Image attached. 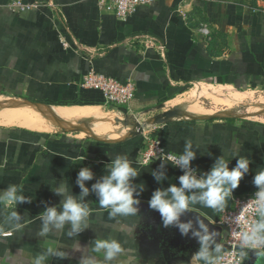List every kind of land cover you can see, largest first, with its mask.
<instances>
[{
  "label": "crops",
  "instance_id": "obj_1",
  "mask_svg": "<svg viewBox=\"0 0 264 264\" xmlns=\"http://www.w3.org/2000/svg\"><path fill=\"white\" fill-rule=\"evenodd\" d=\"M10 1L0 0V190L17 185L32 202L17 205L23 215L19 230L0 212V264H31L48 247H59L66 258L49 257L47 264H79L95 239L113 238L127 257L115 264H194L196 240L165 228L148 205L154 190L178 186L183 173L166 165V179L157 183L151 173L161 161L141 162L140 130H151L174 154L182 153L186 142L198 146L191 162L198 174L220 155L228 160L246 155L250 172L233 197L254 190L253 175L264 168V101L253 104L255 93L264 95V7L157 0L119 20L95 0H50L57 16L49 5L13 11ZM139 35L152 37L164 50L144 49ZM91 68L134 83L131 114L106 107L101 92L80 86ZM117 155H127L140 171L134 183L145 187L138 215L110 218L90 191L89 229L78 237L66 232L39 237L38 214L63 199L51 191L55 182H67L78 196L80 168L92 170L93 180L85 182L91 189ZM235 163L233 158L229 168ZM190 210L218 225L221 211L201 205ZM77 240L84 249L75 250ZM94 255L103 264L102 253ZM244 264H255L251 251Z\"/></svg>",
  "mask_w": 264,
  "mask_h": 264
},
{
  "label": "clouds",
  "instance_id": "obj_2",
  "mask_svg": "<svg viewBox=\"0 0 264 264\" xmlns=\"http://www.w3.org/2000/svg\"><path fill=\"white\" fill-rule=\"evenodd\" d=\"M198 146L186 142L183 152L172 154L165 159L158 158L161 163L159 170L152 171L157 183L166 179L164 168L171 165L179 168L182 175L177 177V184H170L166 189L157 188L148 200L149 207L160 214L162 225L175 227L181 236L195 239L198 248L192 255L194 264H218L222 255V245L215 240V232L209 229L203 221H197L198 227L193 229L191 221H182L181 217L192 207L201 205L215 211H223L227 201L233 198V192L238 188L240 181L250 172L252 161L245 155H236L235 165L230 169L231 160L220 155L207 172H199L191 165L197 158ZM85 158V157H84ZM106 174L92 184L91 189L85 186L91 181L94 174L89 167H81L76 176V185L80 189L79 195L69 191L67 182H55L51 191L58 197H63L59 205L45 206L39 213L41 227L38 236L49 237L51 233L66 232V235L78 237L79 234L90 228L92 210L85 198L90 191L95 194L99 205L109 210L110 218L134 217L139 212V196L144 191V183L135 184L140 171L127 155H117L105 165ZM252 184L255 191L249 198L247 208L252 218L247 216L239 218L244 230L237 233V244L233 251L234 264H244L249 259V252L255 256V264H264V168L254 173ZM32 200L23 194L22 188L10 184L0 190V204L5 206L0 212H7L6 222L14 229L23 227V215L16 209L17 205L31 203ZM76 242L75 250L84 249ZM94 253H102L103 264H115L125 256V249L116 239H95L90 254L81 255L79 264H100ZM49 257L65 259L66 253L57 248L48 247L44 252L36 255L31 264H47ZM133 259H135L133 257Z\"/></svg>",
  "mask_w": 264,
  "mask_h": 264
},
{
  "label": "built area",
  "instance_id": "obj_3",
  "mask_svg": "<svg viewBox=\"0 0 264 264\" xmlns=\"http://www.w3.org/2000/svg\"><path fill=\"white\" fill-rule=\"evenodd\" d=\"M96 5L101 11L111 13L119 20H126L133 11L142 5H150L157 0H95ZM51 6L54 16L59 14V10L54 8L50 0H40L32 2H24L22 0H11L8 6L13 11L22 10H38L44 6ZM201 32L207 33V29L203 26ZM60 43L63 47L69 44L63 35H59ZM136 41L144 48H153L159 52L164 50V46L154 40L152 37L139 35ZM80 86L88 89L97 90L104 97V104L108 108L130 109L131 102L135 98V85L132 81L121 82L117 79L105 74L89 69L80 81ZM151 130L141 131L139 137V151L141 153V162L147 163L153 160L165 159L174 153L165 150L162 140L158 135L150 132ZM179 169V168H178ZM256 189L243 195H236L232 199L231 207L224 209L220 213L218 225L223 230L221 234V242L224 244L222 255L218 264H234L233 251L238 242L237 233L244 230V226L240 224L239 218L247 216L252 218L250 210L247 208L249 198Z\"/></svg>",
  "mask_w": 264,
  "mask_h": 264
},
{
  "label": "water",
  "instance_id": "obj_4",
  "mask_svg": "<svg viewBox=\"0 0 264 264\" xmlns=\"http://www.w3.org/2000/svg\"><path fill=\"white\" fill-rule=\"evenodd\" d=\"M142 131V129L140 130V132ZM155 215L159 216L160 218V214L155 211ZM161 219V218H160ZM182 221H191L192 225H193V229H196L198 227L197 225V221H203V223H205L209 229V232H215V240L217 243H220L222 245V247H224V244L221 242V232L222 229L219 225H214L213 223H210L206 218H204L202 215H200L199 213L189 210L188 212H186L182 217H181ZM171 229H173V231L175 232L177 230V228L175 227H171ZM168 231V230H165ZM178 231V230H177ZM179 232V231H178ZM190 237V234H189Z\"/></svg>",
  "mask_w": 264,
  "mask_h": 264
},
{
  "label": "rangeland",
  "instance_id": "obj_5",
  "mask_svg": "<svg viewBox=\"0 0 264 264\" xmlns=\"http://www.w3.org/2000/svg\"><path fill=\"white\" fill-rule=\"evenodd\" d=\"M228 1L237 2V3L243 4L245 6L251 7V8H262V7H264V0H228ZM202 101L204 102L203 104H209L206 100H202ZM253 101H254L253 104H255V103L256 104H260L261 101H264V95L260 94V93H255ZM247 107H249V106H247ZM244 108L242 107L239 110L242 111V112H245ZM121 110H125L128 114H131L130 111L127 110V109H121ZM124 131H122V132H124Z\"/></svg>",
  "mask_w": 264,
  "mask_h": 264
},
{
  "label": "bare ground",
  "instance_id": "obj_6",
  "mask_svg": "<svg viewBox=\"0 0 264 264\" xmlns=\"http://www.w3.org/2000/svg\"><path fill=\"white\" fill-rule=\"evenodd\" d=\"M222 94V93H221ZM242 97V96H241ZM246 97H248V96H246ZM230 98V97H229ZM232 98V97H231ZM228 100V99H227ZM234 100V99H233Z\"/></svg>",
  "mask_w": 264,
  "mask_h": 264
}]
</instances>
